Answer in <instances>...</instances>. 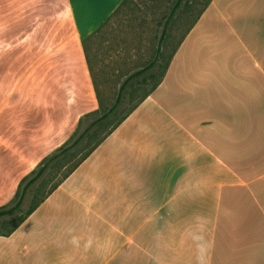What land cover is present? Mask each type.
<instances>
[{"label":"crops","instance_id":"obj_1","mask_svg":"<svg viewBox=\"0 0 264 264\" xmlns=\"http://www.w3.org/2000/svg\"><path fill=\"white\" fill-rule=\"evenodd\" d=\"M122 2L0 0V206L97 109L83 41ZM261 12L264 0H212L152 94L0 236V264H237L235 186L213 180V136L238 129L220 128L213 103L241 94L247 117L264 113Z\"/></svg>","mask_w":264,"mask_h":264},{"label":"rangeland","instance_id":"obj_2","mask_svg":"<svg viewBox=\"0 0 264 264\" xmlns=\"http://www.w3.org/2000/svg\"><path fill=\"white\" fill-rule=\"evenodd\" d=\"M176 2L126 0L107 19L102 33L87 43L103 104L109 106L113 103L123 80L156 58L165 22ZM205 2L192 0L189 7L182 9L170 23L161 47V69L171 59L177 45L192 26L194 15L202 10ZM258 16L257 21L250 19L256 22L258 36L264 40V12ZM11 49L18 51V46L12 45ZM151 87L152 83L144 85L135 99H126L124 107L134 106L141 92ZM227 95H217L218 101L213 103V108L217 105L221 113L214 118L221 123L220 128L224 132L231 128L238 130L233 135L223 133L222 136H213V175L217 176L213 180H232L228 183L235 186L227 189L225 195L227 208L234 211L233 218L223 225L233 240L229 260H238L237 264H264V113L260 117L257 114L247 117L239 105L241 94ZM230 96L235 98V103H231ZM225 119H230V124L224 122ZM47 180L50 181V178ZM38 186L28 194L22 207L24 212L41 197L44 190L39 193ZM15 221V217L1 220L0 234Z\"/></svg>","mask_w":264,"mask_h":264},{"label":"trees","instance_id":"obj_3","mask_svg":"<svg viewBox=\"0 0 264 264\" xmlns=\"http://www.w3.org/2000/svg\"><path fill=\"white\" fill-rule=\"evenodd\" d=\"M191 1L192 0H177L165 22L156 58L147 66L133 72L123 80L118 90L116 100L109 106L103 104L101 100V93L97 86L87 48V43H90L98 34L102 33L104 25L108 20L89 37L85 38L83 41V48L91 71L99 107L94 111L83 114L71 137L52 153L44 157L34 170L24 176L13 198L7 204L0 206V221H5L9 217H15L16 219L15 223L9 229L5 230V232L1 233L0 236H7L14 232L162 82L170 61H168L163 69L160 68L162 43L168 35L170 23L182 9L186 10V7H189ZM211 1L212 0H206L202 10L194 15L196 17L192 20L190 29L198 21ZM124 3H126V0H124L118 8L124 5ZM190 29H188V32ZM158 72L159 75H157ZM150 83H152V87L149 90L141 92V96L134 106L128 108L124 107L126 99H135L138 95L137 93H140V89L144 85ZM46 177L50 178V181H48ZM37 184H39L38 192L40 190L44 191L41 193V197L33 201L28 210L24 212L22 210L24 202L30 191Z\"/></svg>","mask_w":264,"mask_h":264}]
</instances>
